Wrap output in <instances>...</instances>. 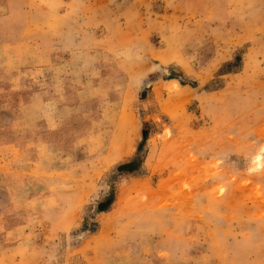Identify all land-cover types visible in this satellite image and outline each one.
Here are the masks:
<instances>
[{
  "label": "rangeland",
  "instance_id": "1",
  "mask_svg": "<svg viewBox=\"0 0 264 264\" xmlns=\"http://www.w3.org/2000/svg\"><path fill=\"white\" fill-rule=\"evenodd\" d=\"M0 264H264V0H0Z\"/></svg>",
  "mask_w": 264,
  "mask_h": 264
},
{
  "label": "trees",
  "instance_id": "2",
  "mask_svg": "<svg viewBox=\"0 0 264 264\" xmlns=\"http://www.w3.org/2000/svg\"><path fill=\"white\" fill-rule=\"evenodd\" d=\"M168 79H178V76L175 73H172Z\"/></svg>",
  "mask_w": 264,
  "mask_h": 264
}]
</instances>
